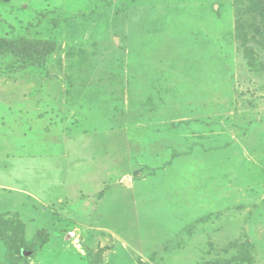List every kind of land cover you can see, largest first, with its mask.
Returning a JSON list of instances; mask_svg holds the SVG:
<instances>
[{"label":"rangeland","instance_id":"rangeland-1","mask_svg":"<svg viewBox=\"0 0 264 264\" xmlns=\"http://www.w3.org/2000/svg\"><path fill=\"white\" fill-rule=\"evenodd\" d=\"M20 243L264 264V0H0V264Z\"/></svg>","mask_w":264,"mask_h":264},{"label":"trees","instance_id":"trees-1","mask_svg":"<svg viewBox=\"0 0 264 264\" xmlns=\"http://www.w3.org/2000/svg\"><path fill=\"white\" fill-rule=\"evenodd\" d=\"M128 1V0H127ZM110 5H114V4H110ZM119 6V5H118ZM119 8V7H118ZM83 16H85V15H83ZM83 18H85V17H83ZM24 42H26V40H23ZM30 43H32L33 44V49L35 50V53L34 52H32L31 51V53L30 54H28L30 57H32V59H33V57L35 56V55H37L38 57H41V56H43L44 54H45V52L47 51V54L48 53H51L52 52V48H51V46H52V42H50V41H39V42H30ZM42 43V44H41ZM44 60H45V58L44 59H40V60H35V59H33V61H34V63H37V64H41V63H43L44 62ZM103 195V194H102ZM20 244H22V243H20ZM13 249V248H12ZM33 250H34V252H33V254L35 255V254H37V250H36V248H33ZM16 251L18 252V253H16V254H14L12 251H10L9 253H8V250H7V252H6V254H5V259H7L10 263H12V264H30V262H29V260H30V256H27L26 255V253H29L27 250H25V248H24V245L22 244L21 246H19V247H17L16 248Z\"/></svg>","mask_w":264,"mask_h":264},{"label":"water","instance_id":"water-1","mask_svg":"<svg viewBox=\"0 0 264 264\" xmlns=\"http://www.w3.org/2000/svg\"><path fill=\"white\" fill-rule=\"evenodd\" d=\"M115 42L118 44V42H119L118 38H115ZM26 255H27V256H31V252L26 253Z\"/></svg>","mask_w":264,"mask_h":264}]
</instances>
